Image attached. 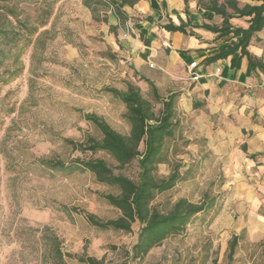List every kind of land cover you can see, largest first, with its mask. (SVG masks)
Here are the masks:
<instances>
[{
	"label": "rangeland",
	"instance_id": "rangeland-1",
	"mask_svg": "<svg viewBox=\"0 0 264 264\" xmlns=\"http://www.w3.org/2000/svg\"><path fill=\"white\" fill-rule=\"evenodd\" d=\"M84 1L19 0L16 6L24 22L14 26L22 34L16 42L2 43L7 58L0 66V264H54L49 255L54 237L70 255L68 264H87L79 257H94L103 264H264V231L239 224L229 209L227 149L214 135H202L195 116L180 110V142L172 158L183 164L182 172L189 171L154 204L171 206L187 198L194 203L214 201V206L142 259L131 257L139 221L130 232L101 229L88 221L86 214L102 220L121 216L106 199L120 190L98 182L76 161L103 159L114 174L134 180L139 168L137 160L118 167L108 153L81 148L90 138H102L90 116L129 134L126 106L105 89L124 91L136 81L117 48L119 39L110 35L112 27L108 30L116 17L96 0L94 10ZM5 18L1 15L0 23ZM26 23L36 28L33 34L27 33ZM143 94L156 111L161 109L150 86ZM159 94L167 97L164 85ZM42 160L69 167H46ZM169 172L168 164L160 165L161 176ZM234 234L240 240L230 260Z\"/></svg>",
	"mask_w": 264,
	"mask_h": 264
},
{
	"label": "crops",
	"instance_id": "crops-1",
	"mask_svg": "<svg viewBox=\"0 0 264 264\" xmlns=\"http://www.w3.org/2000/svg\"><path fill=\"white\" fill-rule=\"evenodd\" d=\"M110 1L120 16L106 7L116 17L108 30L112 27L110 35L119 39L117 48L131 66L135 84L142 91L150 86L146 80L158 89L164 85L167 96L178 95L177 109L195 116L202 135L222 140L229 158V209L239 224L264 231V66L252 68L241 50L218 57L237 39L208 28H221L224 18L203 5L207 0ZM263 1L238 0L239 7ZM249 20L236 15L230 23L247 29ZM247 49L264 65V28Z\"/></svg>",
	"mask_w": 264,
	"mask_h": 264
},
{
	"label": "trees",
	"instance_id": "trees-1",
	"mask_svg": "<svg viewBox=\"0 0 264 264\" xmlns=\"http://www.w3.org/2000/svg\"><path fill=\"white\" fill-rule=\"evenodd\" d=\"M19 0H0V14L5 16V21L0 23V66L7 58L6 51L2 47L3 41L16 42L22 31L14 24H22L16 3ZM139 0H120L123 5H133ZM85 5L93 7V0H85ZM188 4L189 0H185ZM97 5L112 7L120 16L119 7L111 1L96 0ZM203 5L222 15L224 18L221 28L209 26L208 28L221 34H233L237 40L226 51L218 57L230 55L241 50L242 55L247 56L252 68L264 66L263 63L248 51L252 36L264 28V1L260 5L245 4L239 7L238 0H207ZM228 8L232 9L230 13ZM0 15V16H1ZM249 16L250 25L247 29L232 28L230 19L234 16ZM121 18V17H120ZM21 28H24L20 26ZM29 35L35 32V27L25 25ZM35 28V29H34ZM171 30H184L182 27L170 26ZM151 87L155 100L162 103L159 111H156L154 102L144 96L142 89L132 83L124 91L116 88H106L108 93L118 98L126 106L125 118L131 125L129 134H123L112 128L106 121L96 116L88 119L101 131L102 138L96 140L90 138L87 145H82V150L92 152L104 151L108 153L117 163L118 167L129 165L134 160L138 161V179L134 180L120 174H114L109 164L103 159L78 160L76 166L93 173L98 182L117 187L118 195L108 194V202L120 210L121 216L116 219L102 220L94 215L86 214L88 221L101 229H114L125 232L132 230L136 221L141 224L137 243L133 246L131 257L133 259L144 258L151 249L160 246L166 239L181 234L186 227L200 214L207 212L214 206V201L203 200L201 203L191 202L187 198H180L173 205L161 202L154 204L158 195L173 189L181 180L186 178L189 171H181L183 164L175 157L179 146L181 135L179 110L176 107L177 94H170L163 99L159 89L153 82L146 80ZM72 142V141H68ZM188 142V141H185ZM144 144V150H140ZM50 168L66 169L65 163L60 161H40ZM168 164L170 172L167 176H161L159 167ZM72 166V165H70ZM240 237L234 234L229 241L228 258L232 260L236 254ZM52 249L49 255L54 264H68L66 255L57 237L51 241ZM128 256L130 254L128 253ZM87 264H103L101 260L94 257H79Z\"/></svg>",
	"mask_w": 264,
	"mask_h": 264
},
{
	"label": "built area",
	"instance_id": "built-area-1",
	"mask_svg": "<svg viewBox=\"0 0 264 264\" xmlns=\"http://www.w3.org/2000/svg\"><path fill=\"white\" fill-rule=\"evenodd\" d=\"M151 66H153V65H151ZM196 66H197V62H193V63L191 64V68H192V69H194ZM218 71H219V69H218Z\"/></svg>",
	"mask_w": 264,
	"mask_h": 264
}]
</instances>
